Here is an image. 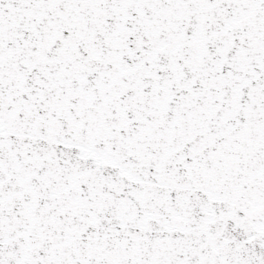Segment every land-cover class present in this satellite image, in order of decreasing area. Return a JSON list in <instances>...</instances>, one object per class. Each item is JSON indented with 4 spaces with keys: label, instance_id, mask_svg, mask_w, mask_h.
<instances>
[{
    "label": "snow or ice",
    "instance_id": "snow-or-ice-1",
    "mask_svg": "<svg viewBox=\"0 0 264 264\" xmlns=\"http://www.w3.org/2000/svg\"><path fill=\"white\" fill-rule=\"evenodd\" d=\"M0 264H264V0H0Z\"/></svg>",
    "mask_w": 264,
    "mask_h": 264
}]
</instances>
